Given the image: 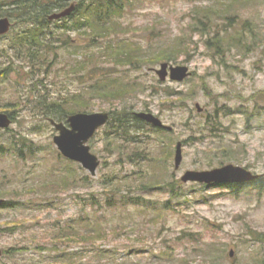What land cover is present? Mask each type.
Instances as JSON below:
<instances>
[{
  "label": "rangeland",
  "instance_id": "rangeland-1",
  "mask_svg": "<svg viewBox=\"0 0 264 264\" xmlns=\"http://www.w3.org/2000/svg\"><path fill=\"white\" fill-rule=\"evenodd\" d=\"M13 14L11 31L0 35V112L15 113L12 125L0 131V194L16 201L0 207V264H264V187L181 180L188 170L234 164L264 182V0H134L120 18L123 30L112 35L143 49L146 60L134 67L101 57L103 43L82 31L64 34L54 20L46 25L52 50L44 51L45 63L34 64L37 59L14 43L28 22ZM53 33L73 43L64 46ZM178 39L186 41V51L176 49ZM168 49L179 52L168 62L192 72L183 82H163L155 71L161 64L155 59ZM109 70L124 84L142 87L121 97H89L88 113L138 118L148 112L171 129L160 133L138 118L142 128H133L135 139L151 159L134 163L110 145L112 126L101 127L88 142L101 161L93 176L57 148L59 132L50 119L58 121V115L50 106ZM22 138L29 145L21 158L10 149L14 142L18 149ZM178 142L183 160L176 169ZM67 170L73 177L66 186L57 180ZM113 174L131 183L122 191L138 205H109ZM153 176L161 187L136 183ZM68 224L104 233L95 240L63 239Z\"/></svg>",
  "mask_w": 264,
  "mask_h": 264
},
{
  "label": "trees",
  "instance_id": "trees-1",
  "mask_svg": "<svg viewBox=\"0 0 264 264\" xmlns=\"http://www.w3.org/2000/svg\"><path fill=\"white\" fill-rule=\"evenodd\" d=\"M71 1L75 2V8L73 12L68 17L62 18L60 20H54L56 22H60L59 27L61 30H64V34H69L72 31H82L83 35H85V37H87L91 42L103 43L104 47L100 52L101 57L108 58L109 61L113 60L117 65L120 64L126 66L127 64L134 67L135 62H141L140 60L142 59L146 60L145 57H142L145 56L142 55V48L137 47L135 49L133 43L130 41L124 39L120 41L119 37L112 36L118 35L119 32L123 30L124 25L120 21V18L126 11L127 7L132 5L134 0H4L0 2V9L5 10V7H9L10 9L6 10L5 15H7V17H14V12H17L18 15L25 16V21L28 22V27L26 30L18 33L14 43L21 47L20 51H23V53L29 56L32 60L37 59L36 61L33 60L34 64L35 62L45 63L48 56L44 51L52 50L51 44L46 40V25L52 23L53 21L49 19V16L54 13L53 10L56 8H60V11H62L70 7L71 4H73ZM232 1L235 2L237 0H230V2ZM205 16L208 20H210V22L213 21V18L210 17V14H205ZM197 29L202 31V33L205 31L203 28L198 27ZM53 36H57L58 41H62V45L64 46L73 43V40L70 36H67V38H62L61 35L59 36L54 33ZM176 49H178L179 52L186 51V41H177ZM179 52H175L174 49L164 50L160 52L159 55L157 54L158 56L155 61L157 63L171 61L179 55ZM90 56L94 57L95 55L92 54ZM148 57H150V55H148ZM153 59L154 58H152V60ZM152 60L148 59V61ZM116 75L117 71L109 70L99 79L91 77L89 84L84 86L83 91H78L76 94L65 97L62 101L53 102L50 106L53 108V110H51L52 113L54 115H58V121H66L72 114L78 112H88L87 108L89 106H87L88 104L86 101L89 97H121L123 93L125 94L127 91H138L141 89L142 85L140 83L135 82L131 84H124V82H121L119 78L116 77ZM5 111L10 114L14 122L15 113L9 112L8 110ZM110 114L111 117L107 124L112 126L111 132H107L109 134L108 137L110 138V145L114 146V148L119 151V153L124 155L123 157H127L134 163L142 162L145 159H151L150 155H142V153H145L143 150L146 147H144L139 140L135 139L137 134L133 132V128H142V121L138 119L139 117L136 118L131 112H122L119 113V115L116 114V112ZM132 117L137 121L136 123H131L129 119ZM157 130L164 134L169 132L164 128H157ZM19 142L18 149H16V142H14L12 143L10 150L14 149V152H17L16 155L22 158L25 155L23 149L24 147H27L29 143L25 138H22ZM164 143H162V145ZM20 144H22V147H20ZM3 148V144H0V153L3 152ZM163 148H167V146L164 145ZM67 171V173L63 174L62 177L57 180L60 184H65L66 186L68 183H71V179L73 177V174L70 173L72 171ZM75 179L76 178H74V180ZM87 179V176L81 177L82 181H86ZM160 181L161 178L153 176L152 178H140L136 183L140 184V186L144 188L152 190L163 185V183ZM107 183L109 185L108 189H110L111 193L113 194L109 200L110 206L114 207L118 206L119 204L127 206L129 203L136 205L139 204V202H134L136 199H133L134 201H132V199L129 198L130 196L122 191V187H130L131 183L128 180L121 178L117 174H113L108 179ZM254 184H259L260 188L264 187L263 180L259 179L249 183L226 185L241 188ZM167 185L171 186L175 193L176 187L172 184ZM3 195L4 194H0V199L4 197ZM15 201L16 200L14 199H3V202L0 203V207H12L15 205ZM62 232L63 233H61V236H64L63 239L73 238L79 241L90 239L95 240L104 233L101 230L82 232L78 226L72 224H68L66 228H62Z\"/></svg>",
  "mask_w": 264,
  "mask_h": 264
},
{
  "label": "water",
  "instance_id": "water-1",
  "mask_svg": "<svg viewBox=\"0 0 264 264\" xmlns=\"http://www.w3.org/2000/svg\"><path fill=\"white\" fill-rule=\"evenodd\" d=\"M75 4L62 11H56L49 16L50 20H58L68 17L74 10ZM12 28L9 17H0V35H6ZM161 81L170 79L175 82H183L191 76L192 72L187 65H174L170 62H162L160 68L155 70ZM197 107L201 111L200 106ZM137 117L156 127L171 129L163 121L148 112L136 113ZM109 112H78L68 117L66 122L50 119L51 124L58 130L54 136V142L63 156L67 159L80 163L93 176L96 175L100 166V159L95 155L88 144L96 132L105 126L110 120ZM13 119L6 112H0V131L9 128ZM183 160L182 143L178 142L176 147L175 166L179 169ZM260 175L234 164H227L209 170H188L181 178L184 183L197 182L207 185L243 184L258 179ZM3 200L0 199V203ZM3 250L0 248V257ZM233 252H231V256Z\"/></svg>",
  "mask_w": 264,
  "mask_h": 264
},
{
  "label": "bare ground",
  "instance_id": "bare-ground-1",
  "mask_svg": "<svg viewBox=\"0 0 264 264\" xmlns=\"http://www.w3.org/2000/svg\"><path fill=\"white\" fill-rule=\"evenodd\" d=\"M71 3L75 4V2H74V1H71Z\"/></svg>",
  "mask_w": 264,
  "mask_h": 264
}]
</instances>
